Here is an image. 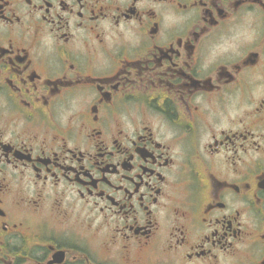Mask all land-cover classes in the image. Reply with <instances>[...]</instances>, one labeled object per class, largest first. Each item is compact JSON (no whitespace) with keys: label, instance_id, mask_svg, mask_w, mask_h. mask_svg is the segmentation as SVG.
<instances>
[{"label":"flooded vegetation","instance_id":"1","mask_svg":"<svg viewBox=\"0 0 264 264\" xmlns=\"http://www.w3.org/2000/svg\"><path fill=\"white\" fill-rule=\"evenodd\" d=\"M0 264H264V0H0Z\"/></svg>","mask_w":264,"mask_h":264}]
</instances>
